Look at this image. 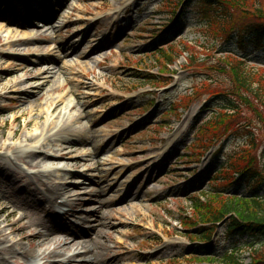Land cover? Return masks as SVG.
<instances>
[{"label": "rangeland", "instance_id": "374dc122", "mask_svg": "<svg viewBox=\"0 0 264 264\" xmlns=\"http://www.w3.org/2000/svg\"><path fill=\"white\" fill-rule=\"evenodd\" d=\"M226 1L232 5L228 24L197 26L193 7L187 8L190 12L182 17L180 9L171 15L178 0H68L75 10L59 9L65 15L54 24L55 31H48L46 39L37 43L60 56L62 42L68 43L71 38L77 42L82 31L95 29L104 45L99 52L101 65L90 63L78 68L84 75L81 80L94 88L78 89L75 82L53 95L63 97V106L74 105L65 111L63 120L85 111L86 117L80 119L82 127L90 131L92 138L99 136L105 146L93 155L91 166L96 170L89 173L98 176L104 191L95 193L93 185L71 177V173L81 169L70 162H64L68 163L65 165L68 173L55 172L48 179L55 181L62 177L69 184L81 182L79 188L72 189L70 206L59 208L61 212L72 210L77 214L75 218L66 217L76 226H81V217H85L88 221L83 228L95 227L96 212L115 219L112 221L115 227L104 228L102 239L93 238L94 232L91 238L89 235L79 238L88 240L85 250L106 251L109 247L116 248V243L122 244L121 252L128 253L130 258L121 257V264H264V241L250 247L253 240L226 234L225 221L232 216L220 222L211 217L217 215L228 199L221 190L223 187L233 196H243L246 189L227 187L237 177L239 166H252L253 171L264 175V53L255 52L244 60L225 53L234 49L235 44H224L222 48L229 35L246 26L249 20H256L258 16L253 12L256 6L264 11V0ZM0 15L2 70L3 63L13 60L10 54L26 56L21 51L23 46L3 45L6 30L20 27L10 24L15 15L4 8L0 9ZM28 57L35 59L34 55ZM72 58L73 55L64 60ZM59 65L56 57L49 56L33 67ZM7 76L0 85V108L5 107L0 110L2 118L12 115L6 108L13 106L18 96L26 91L32 98L36 92L33 83L26 85L25 90L17 89L16 85L26 77L23 73ZM216 94L231 100L237 111L219 109L224 104L214 105L222 98L208 104ZM74 96L89 97V104H77ZM200 147H207L201 158L187 160ZM84 151L85 148L79 152ZM230 157L235 158L229 161ZM11 159L15 167L29 173L20 160ZM223 167L231 168L223 172ZM3 181L0 177V200L9 211L15 210L10 222L24 214V224H35L43 218L45 213L38 209L46 203L24 204L2 186ZM14 182L17 192L27 194L19 175ZM122 183L127 186L121 185L120 192L129 188L135 193L131 200L125 197L127 202L120 201L124 191L118 194L116 188H108ZM26 189L28 194L33 191L31 185ZM60 196L62 193L55 196L56 203ZM5 216L2 214L0 221ZM123 224L127 226L121 227ZM2 227L5 234L17 235V232L10 234L9 224L2 223ZM108 230L113 233L112 239ZM209 234V240L195 239ZM22 246L27 249L25 240ZM46 248L50 250L51 246ZM82 251L78 247L71 254ZM26 263L40 264L32 258ZM7 264L15 263L8 259Z\"/></svg>", "mask_w": 264, "mask_h": 264}, {"label": "bare ground", "instance_id": "6f19581e", "mask_svg": "<svg viewBox=\"0 0 264 264\" xmlns=\"http://www.w3.org/2000/svg\"><path fill=\"white\" fill-rule=\"evenodd\" d=\"M63 7H68V10H75L68 0H20L19 2L18 0H0V9L4 8L5 11L16 16L13 17L14 21L10 24L24 29H7V40L3 45L7 48L23 46L21 51L24 53L23 56H26L21 57L17 53L9 55L13 60L3 63L4 68L0 70V85L7 80L8 74L15 76L23 73L26 77L16 85L18 86L17 89L25 90L26 85L33 83L36 90L32 94V98L29 93L25 94V91L14 100L13 106L6 108L12 112L9 118L0 116V177L4 180L2 186L8 188L15 197H19L24 204L32 206L46 203L44 208L38 209L39 212L45 213L43 218L35 224H24L22 221L26 214L18 216L13 222H10L9 218L14 216L15 210L9 211V207L0 200V216L6 214L5 218L0 221V261L7 264L8 259H12L15 264H27L26 261L32 258L39 260L40 264H73L74 261H82L84 264H121V257L123 259L130 258L128 253L121 252L122 244L116 243L114 249L109 247L106 251L91 252L84 249L88 240L79 239L88 235L91 238L93 232V238L97 236L102 239L104 228L112 229L115 227L112 224L115 219L99 215L96 212L95 227L87 226L85 230L83 224H87L88 221L85 217H81L82 225L76 226L66 217L75 218L77 214L73 213L72 210L61 212L59 208L70 206L69 200L73 199L72 189L79 188L81 182L69 184L70 182L64 181L62 177L55 178V181H48L54 177L55 172L68 173L65 170V165L68 163L64 164V162H70L73 166L81 169L79 172L71 173V177H79L85 185H93L96 188L95 193L99 190L104 191V188L100 186L98 176L89 175L96 170L95 167L91 166L94 161L92 157L105 147L103 146L104 143L101 142L99 136L92 138L90 131H86L82 127L80 119L86 117L85 111L63 120L66 116L65 111H70L74 105L68 103L63 106V97H53L66 85L75 82L78 83V89L94 88L81 80L84 75L78 71V68L90 63L101 65L102 62L98 60L102 54L99 52L104 45L100 42L99 34L94 32L95 29H87L82 31L77 42H73L72 38L68 43L62 42L64 45L59 48L60 56H55L54 50L37 44L46 39L45 33L55 31L54 24L60 20L61 16L65 15L58 11ZM20 17L25 18V20L15 22L14 18ZM65 18L68 17L65 16ZM81 21L84 20H79V22ZM29 26L33 29L26 28ZM41 30L43 33L38 34L37 32ZM33 33L36 35L33 36ZM13 51L17 52V50ZM38 52L41 53L37 54ZM30 55H34L35 59H30L28 57ZM71 55H73L72 59L64 60ZM49 56L56 57V61L60 65L33 67V64L39 63L40 59ZM89 99V97L74 96L77 104H85V106L89 104ZM89 121L92 122V120ZM84 148L86 151L79 152ZM11 157L20 160L29 173L15 167ZM62 163L63 165H61ZM20 172H23L24 175L20 176ZM17 175H19V179L24 181V191L27 194L17 192L14 188V180ZM95 179L97 180L95 181ZM26 180H30L31 183ZM114 180L110 179L109 181ZM29 185L33 191L28 194L26 188ZM121 185L122 187L127 186L122 183L118 187L115 184L108 188H116L115 193L118 194L124 191L122 194L124 198L120 200L121 202H127L125 197H129L130 200L133 199L135 193L129 188L120 192ZM61 193L60 199H65V201L56 203L55 196L61 195ZM2 223L9 224L10 234L17 232V235L5 234ZM125 226L127 224L121 225V227ZM108 231V237L112 239L113 233L111 230ZM23 240L26 241L27 249L22 246ZM47 246H51V249L47 250ZM78 247L83 251L71 254L72 250ZM41 248L43 250L39 251Z\"/></svg>", "mask_w": 264, "mask_h": 264}, {"label": "trees", "instance_id": "16d2710c", "mask_svg": "<svg viewBox=\"0 0 264 264\" xmlns=\"http://www.w3.org/2000/svg\"><path fill=\"white\" fill-rule=\"evenodd\" d=\"M177 3L175 4L176 11L174 6V11L172 10L171 15L173 16L180 9L179 14L182 17L184 13L190 12L187 8L192 9L193 7L192 13L195 15L197 26H210L214 22L225 26L231 20L230 7L232 5L226 0H178ZM253 12L258 16L255 18L256 20L252 22L249 20L246 26L229 35L222 44V48L225 47L224 44L227 46L235 44L234 49L227 50L228 52L225 53L236 54L244 60L255 52L264 53V11L259 6H256ZM181 17H179L180 20ZM213 97L216 98L209 100L208 104L222 98L220 102H215L214 105L224 104L220 105L219 109L237 111L236 105L231 100L224 98L223 95L216 94ZM206 148L200 147L198 149L200 151L197 154L187 156V160L198 161L202 156L201 153L206 151ZM246 157L248 158V156ZM231 158L235 157H230L229 161ZM228 166H235V164H229ZM239 167H241V170L237 171V177H234L227 187L246 189L243 190V196H233L228 192L227 188L223 187L221 190L228 199L216 213L217 215H211V217L216 222H220L225 220V217L232 216L228 221H225L228 229L226 234L240 239H251L254 242L250 247H253L254 244L264 241V175L253 171L252 166L249 167V165H241ZM230 168L223 167L222 170L226 172ZM209 238L210 234L195 237L199 241L209 240ZM229 263L234 264V262Z\"/></svg>", "mask_w": 264, "mask_h": 264}]
</instances>
